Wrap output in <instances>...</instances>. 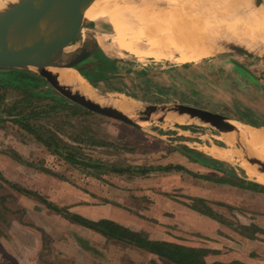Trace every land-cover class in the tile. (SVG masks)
I'll return each mask as SVG.
<instances>
[{
    "label": "rangeland",
    "instance_id": "obj_1",
    "mask_svg": "<svg viewBox=\"0 0 264 264\" xmlns=\"http://www.w3.org/2000/svg\"><path fill=\"white\" fill-rule=\"evenodd\" d=\"M121 1L133 5L137 0ZM146 1L179 26L198 27L211 10L210 16L222 19L223 30L249 27L264 41V16L252 17L246 5L238 4L237 14L223 1ZM253 1L249 5L257 8ZM143 24L142 46L155 35ZM122 30L131 29L125 24ZM113 36L106 17L86 19L74 46L91 41L90 47L96 50L97 42L98 48L77 66L90 76L78 74L90 85L86 82L88 96L96 89L112 102L135 101L139 128L74 104L34 70L0 68V264H173L135 244L88 230L46 201L92 220H113L149 240L203 249L206 263L264 264V195L223 182L225 187L218 186L181 165L191 163L186 155L199 161L195 163L225 169L227 180L254 182L240 160L252 143L264 141L247 136L245 145L242 136L169 109L184 104L253 130L264 128V44H258V54L235 52L230 44L202 60L180 62L140 59L114 44ZM99 75L106 78L99 80ZM150 106L160 109L140 122L141 112ZM228 138L240 142L230 145ZM214 146L231 150L235 162L209 155ZM168 166L184 169L165 171Z\"/></svg>",
    "mask_w": 264,
    "mask_h": 264
},
{
    "label": "bare ground",
    "instance_id": "obj_2",
    "mask_svg": "<svg viewBox=\"0 0 264 264\" xmlns=\"http://www.w3.org/2000/svg\"><path fill=\"white\" fill-rule=\"evenodd\" d=\"M18 1L19 0H0V11L4 10L9 4L16 3ZM113 1L115 3L114 5L116 11L114 10V8L113 9L110 8V5L112 6L111 3H113L112 1L95 0L92 3V5L86 10L85 19L98 21L102 17H106L114 30L113 41L112 40L111 41L114 44L118 45V47L122 46V48L127 50V52L133 54L135 53L140 54L139 57L140 59L141 58L144 59L147 57H153L155 59H164L176 54V58L180 62L181 61L186 62L193 59L202 60L204 58L213 56L218 52H222L223 50H226L230 44L244 45L245 48H247L249 51L253 53H255L258 50L262 51V48L260 47V45H258V44H264V41L262 42L260 41L261 39L260 35H256L249 27L240 28L237 27L236 25H232L230 29L223 30L225 26L222 24V19L216 16H210L211 10H209L208 12L209 18L203 17V21L207 20L209 22H206L203 26H201L203 22L202 21L198 27L190 28V26L185 27L184 25L181 26L177 25L178 23H176L174 19H171V17L168 15L162 14V11H160L161 13L160 12L158 13L157 12L158 10L154 11L152 9V6L149 5L150 2H147L146 0H137L136 4L133 5H129L127 4V2L121 0H117V1L113 0ZM155 1L157 3V0ZM155 1H154V5H155ZM167 1H169L168 3H170L171 0H166V3ZM187 1L192 2V4L193 1H198L197 3L204 5L206 3L212 4L214 0H187ZM215 1H223L225 5H228L226 6L228 10H229V6H231L230 10L235 12L238 4H243L249 7V9L250 7L252 8L253 11L252 10H251L252 12L250 11L252 13L250 14L252 15V17L260 18L264 16V7L256 6L257 8H254L253 6L249 5L248 3L249 0H215ZM177 2L179 1L177 0ZM177 2H175L174 4H177ZM192 6H196V5H192ZM234 8L236 9L234 10ZM145 9L148 10L150 9V10L145 11ZM236 13L239 14L238 12ZM174 14H176V12ZM189 19L188 20L191 21V18ZM251 22L252 21H250V23ZM142 23H144L143 25H147L153 28V33L155 34L153 37L150 38V40H148L147 44L143 46H142L143 40L141 39L142 37L141 34H146V33L143 32L141 33L140 25ZM125 24L129 26L131 30L123 31L122 29ZM261 25L262 24H260L259 26ZM127 39H129L128 42ZM253 45L255 46L253 47ZM261 46L264 47V45ZM139 50L142 51V53L141 52L139 53ZM256 54L258 53L256 52ZM50 70L58 74L60 83L69 86L75 91L80 92L81 94L86 96L89 100H92L93 102H96L102 106H111L113 108H116L117 110L126 114L132 120L138 121V119H136V111L138 108L135 110V112L133 110L135 106H138L135 101L133 102L132 100L130 101L127 99H121L118 100L119 102H115V101L112 102V100L110 101V99L108 98L106 99L108 95H104V94L102 95L101 92H99L96 89H91L92 95L88 96L89 94L87 89L88 82L85 80L83 76H80L79 75L80 73L78 74V72L75 69L64 68V67H52L50 68ZM232 124L236 127V131L232 132L231 135L233 137L242 136L243 137L242 143H245V139L247 135L253 140L264 141V130H258V129L253 130L249 126H245V125L241 126L240 124L237 123H232ZM228 139H229L228 143L230 145H234L235 141L240 142V140H234V138H228ZM246 151H247V155L242 160V166L246 170V174L251 180L264 185V173L260 171L262 165H264V143L262 142L252 143L248 147V150ZM209 153L215 158L227 160V157H225V155L228 154L229 151L222 148L219 149L214 146L209 150ZM229 159L232 158L229 157ZM252 160L255 163H251L250 161Z\"/></svg>",
    "mask_w": 264,
    "mask_h": 264
},
{
    "label": "water",
    "instance_id": "obj_3",
    "mask_svg": "<svg viewBox=\"0 0 264 264\" xmlns=\"http://www.w3.org/2000/svg\"><path fill=\"white\" fill-rule=\"evenodd\" d=\"M95 0H19L0 11V68L34 70L61 95L93 113L112 118L135 128L140 123L111 106H102L69 86L60 83L52 67L77 69L91 50L83 44H74L85 28V12ZM257 7H264V0H254ZM97 43V42H96ZM74 51H71L74 49ZM231 50L245 55L252 53L241 46ZM71 51V52H69ZM81 74V73H80ZM158 106H150L141 112L140 122L148 121ZM162 110L167 107L163 106ZM173 112L188 115L208 123L222 132L232 133L236 127L225 116L209 110L176 104ZM236 147V146H235ZM251 163H255L253 160ZM261 172L264 173V165Z\"/></svg>",
    "mask_w": 264,
    "mask_h": 264
},
{
    "label": "trees",
    "instance_id": "obj_4",
    "mask_svg": "<svg viewBox=\"0 0 264 264\" xmlns=\"http://www.w3.org/2000/svg\"><path fill=\"white\" fill-rule=\"evenodd\" d=\"M93 48L91 50L90 57H93L96 55V50ZM105 59H107L111 63H115V60H111L108 57L104 56ZM79 72L85 76L89 77L90 72L89 71H83L78 68ZM20 71L23 73H26L28 71L24 70H16ZM23 76H27L29 74H23ZM33 78H37V80H40L41 78L37 75H31ZM106 76H101L97 77V79H105ZM25 128L32 133V130L29 126V124H25ZM38 140H40L44 145L50 146V142L44 139L41 136H38ZM186 149V148H185ZM186 154L191 153L186 149ZM190 157V156H189ZM191 158V157H190ZM193 159V158H191ZM195 162H199L198 160H193ZM74 163H77L75 160H73ZM201 162V161H200ZM203 163V162H202ZM204 164V163H203ZM206 165V164H205ZM208 165V164H207ZM209 166V165H208ZM184 169L181 166H168L165 168V171H171V170H181ZM196 177L200 178H206L209 180H215L218 182H223V183H228L230 185H236L237 187H242L243 189L247 190H252L256 192L264 191V185H261L256 182H249V181H241L240 183L238 182L239 180L237 177L233 179H212L209 176H203V175H195ZM17 190H23L19 188L18 186L13 185ZM46 204L52 208L54 211L61 213L62 215H65L68 219L86 227L89 229H92L106 237H109L111 239L115 240H120L124 241L127 243H132L135 244L136 246L147 250L148 252L155 254L161 258L167 259L173 264H236V263H222V262H213V263H206L203 258L204 255L206 254V251L200 248H193L189 246H183L167 241H160V240H149L145 237L138 236L137 233L132 232L128 227L123 226L121 224H118L117 222H114L113 220L110 219H99V220H92L89 218H86L80 214H72L68 211H63L59 208H56L53 206L50 202L46 201Z\"/></svg>",
    "mask_w": 264,
    "mask_h": 264
},
{
    "label": "crops",
    "instance_id": "obj_5",
    "mask_svg": "<svg viewBox=\"0 0 264 264\" xmlns=\"http://www.w3.org/2000/svg\"><path fill=\"white\" fill-rule=\"evenodd\" d=\"M90 44L92 45V42L90 41H88V42H86V45H87V49H92V47H90ZM96 47L98 48V43H96ZM96 48V49H97ZM169 59H173V58H176V55H172V56H170V57H168ZM168 58H164V59H168ZM147 59H155V58H152V57H148ZM258 130H264V128H260V129H258ZM247 138V137H246ZM223 142L225 143V140H224V137H223ZM226 144V143H225ZM227 145V144H226ZM228 146V145H227ZM217 148H219L220 149V147H217ZM211 148H209L208 149V152H209V150H210ZM222 149H224V148H222ZM225 150H227V149H225ZM236 150H234V152H235ZM237 152L238 151H236V154H237ZM209 155H211L210 153H209ZM186 155H184V159H186L187 161H191V163H189V164H187V163H183V164H181V165H183V167H185L186 169H189V170H191V171H193L195 174H199V175H203V176H209V177H211L212 179H227L225 176H226V174L224 173V171H226L225 169H223V168H220V167H218L217 169L215 168V167H211V166H206V165H204L203 163L202 164H200V163H195L194 161H192V159H190L188 156H186ZM212 156V155H211ZM232 152H231V150H229V153L228 154H226L225 155V157H227V160L226 159H218V158H216V159H218V160H221V161H224V162H228V163H233V162H235V158H233V160L232 159H229V157L230 158H232ZM213 157V156H212ZM215 158V157H214ZM203 159H205V156H203ZM208 159V158H207ZM209 160V159H208ZM242 160V159H241ZM240 160V165H241V167H242V161ZM210 161H212V160H210ZM247 161V160H246ZM212 163H215L216 165L218 164L217 162H216V160H214V161H212ZM190 165V166H189ZM219 165V164H218ZM224 170V171H223ZM258 170V169H257ZM259 171V170H258ZM214 173V174H213ZM249 178V177H248ZM250 179V178H249ZM251 180V179H250ZM242 180H239L238 182L240 183ZM253 181V180H252ZM214 182H217L219 185L218 186H223V187H225V183L224 184H220L221 182H218V181H215L214 180ZM254 182H256V181H254ZM257 183V182H256ZM262 185V184H261ZM235 187H237L236 185H235ZM238 188H240V190H243V188L242 187H238ZM245 190H247V189H245ZM256 192V191H255ZM263 196L264 195V191H260L256 196ZM86 229H88V228H86ZM88 230H91V229H88Z\"/></svg>",
    "mask_w": 264,
    "mask_h": 264
},
{
    "label": "flooded vegetation",
    "instance_id": "obj_6",
    "mask_svg": "<svg viewBox=\"0 0 264 264\" xmlns=\"http://www.w3.org/2000/svg\"><path fill=\"white\" fill-rule=\"evenodd\" d=\"M248 136V135H247ZM247 145V144H246Z\"/></svg>",
    "mask_w": 264,
    "mask_h": 264
}]
</instances>
